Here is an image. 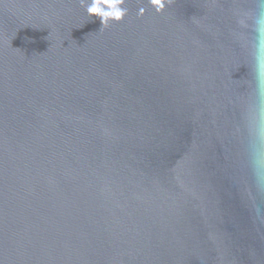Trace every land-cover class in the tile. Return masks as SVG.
Listing matches in <instances>:
<instances>
[{
	"label": "water",
	"instance_id": "95a60500",
	"mask_svg": "<svg viewBox=\"0 0 264 264\" xmlns=\"http://www.w3.org/2000/svg\"><path fill=\"white\" fill-rule=\"evenodd\" d=\"M164 2L0 0V264H264L259 0Z\"/></svg>",
	"mask_w": 264,
	"mask_h": 264
},
{
	"label": "clouds",
	"instance_id": "9594fccd",
	"mask_svg": "<svg viewBox=\"0 0 264 264\" xmlns=\"http://www.w3.org/2000/svg\"><path fill=\"white\" fill-rule=\"evenodd\" d=\"M81 3L86 6V12L89 16L95 15L100 18L102 27L108 26L110 21H120L127 12V9L122 7L124 0H81ZM151 3L157 11H161L165 7L164 0H151ZM254 24L256 32L254 61L260 96L257 137L258 142L264 144V0H259Z\"/></svg>",
	"mask_w": 264,
	"mask_h": 264
}]
</instances>
